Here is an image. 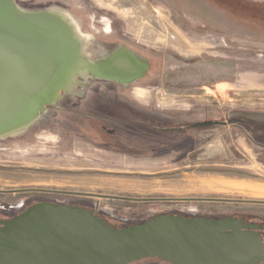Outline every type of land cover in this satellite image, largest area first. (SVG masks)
Segmentation results:
<instances>
[{"label":"rangeland","instance_id":"rangeland-1","mask_svg":"<svg viewBox=\"0 0 264 264\" xmlns=\"http://www.w3.org/2000/svg\"><path fill=\"white\" fill-rule=\"evenodd\" d=\"M14 1L29 12H68L81 27L84 45L91 43L90 54L126 47L148 62L147 79L134 91L81 80L74 93L78 85L85 86L71 102L116 95L171 120L264 119V1ZM70 108L74 112L66 116L50 108L41 125L0 139V221L43 202L100 212L117 229L169 214L264 216V205L249 204L264 202V167L252 151L240 154L247 143L238 142L234 126L229 131V126L217 127L214 137L234 144L210 145L208 128H203L180 137L174 150L133 155L103 150L87 140L92 134L85 119L73 116L78 110ZM139 127L134 122L132 129ZM128 139L152 146L141 136ZM132 264L171 263L150 258Z\"/></svg>","mask_w":264,"mask_h":264},{"label":"water","instance_id":"water-1","mask_svg":"<svg viewBox=\"0 0 264 264\" xmlns=\"http://www.w3.org/2000/svg\"><path fill=\"white\" fill-rule=\"evenodd\" d=\"M63 13L29 12L14 0H0V139L41 125L50 108L75 96L63 85L74 60L85 56L79 50L87 51L91 43L77 38L74 22ZM98 52V60L90 59L103 75L89 70L85 85L135 82L149 70L148 62L126 47L106 58ZM253 228L258 227L232 219L169 214L117 229L91 210L43 202L0 221V264H132L150 258L171 264H261L264 242L249 231Z\"/></svg>","mask_w":264,"mask_h":264},{"label":"flooded vegetation","instance_id":"flooded-vegetation-1","mask_svg":"<svg viewBox=\"0 0 264 264\" xmlns=\"http://www.w3.org/2000/svg\"><path fill=\"white\" fill-rule=\"evenodd\" d=\"M88 50L89 49H87V51ZM89 52H92L94 60H98V51L90 50ZM114 52L115 50L109 53L100 51V53H104L106 55L101 58H106ZM147 74L148 72L143 78L129 83L124 81H103L113 84L114 88L118 87L120 88V92L124 93L129 89L130 91L132 89L134 91L135 85L144 83V78L147 79ZM80 88L82 87H77L78 91L73 95H78ZM70 99V97H65L58 103H63L64 107L57 106L55 109L57 110V113L64 115L66 113L71 114L74 111L70 107L77 109L78 114H73V116L78 115L84 118L86 131L92 134V137L87 140L93 142L94 144H98V146L102 147L101 149L111 152H142L143 156H146V153L144 152L147 151H149V153L165 152V150L168 151L179 146L181 142L180 137L189 136L191 130L207 128H198L195 126L196 123L189 121L171 120L174 118L172 116L160 118L159 116L153 114V112H149L150 110H146L134 103L131 99H125L116 95L112 97L104 95H97L93 97L85 96L79 100L78 104L76 102H71ZM106 121L110 124L107 125ZM256 121L257 120L246 116H240L238 118L228 120L230 123L229 125L234 126L237 133L244 137L247 145L250 146L255 153H258L257 148L264 150V122L257 123ZM134 122L135 124H140V127L132 129ZM224 122L225 121L221 123ZM93 133H95L94 138ZM133 136H141L145 138L146 141L151 143L149 145L152 146L145 148L144 145L139 144L136 140L134 142L130 141L128 138H133ZM167 143V146L162 147ZM133 155H135V153ZM257 160L264 164V159L260 156L257 157ZM249 204L264 205V202L250 201ZM211 216L212 217L210 218L214 220H236L243 227L256 226L258 228H253L249 231L256 233L262 242H264V216L260 214L232 216L226 213H221L213 214Z\"/></svg>","mask_w":264,"mask_h":264},{"label":"bare ground","instance_id":"bare-ground-1","mask_svg":"<svg viewBox=\"0 0 264 264\" xmlns=\"http://www.w3.org/2000/svg\"><path fill=\"white\" fill-rule=\"evenodd\" d=\"M64 13L62 14L63 16L69 18V20L72 23L74 22V24H75L74 26H76L75 29H76V32H77V38L80 39L81 41H83V38H82L83 36H82V33H81V27H79L77 22L74 21V18L68 12H64ZM79 52H81L85 56L82 57V58L80 56H78L77 59L74 60L73 65H72V67L70 69L68 78H67L66 82L63 85V89L66 92H68V93H70L72 95L75 92L76 85L78 83L80 84V81H79L80 78L79 77L83 78V81H86V78L89 77V70H92L93 72H95L97 77L100 76V78H101V76L103 75L101 67H99L96 64L92 63V60L90 59L91 58L90 56H92V55L90 53L86 52L85 48L83 49V47H82L79 50Z\"/></svg>","mask_w":264,"mask_h":264},{"label":"crops","instance_id":"crops-1","mask_svg":"<svg viewBox=\"0 0 264 264\" xmlns=\"http://www.w3.org/2000/svg\"><path fill=\"white\" fill-rule=\"evenodd\" d=\"M157 116H159L160 118H166V117H169V116H166V115H164V114H158ZM259 116H257V117H254L253 119L254 120H257V121H260V122H264V119L263 118H258ZM214 122H219V121H214ZM226 122H224V123H221L220 122V124H218V126L217 125H213V126H208L207 128H208V143L210 144V145H212L213 146V143H214V145H215V143H218V142H222V143H224V140H225V142L227 143V142H232V144H234V142H233V140L232 139H230V138H228V139H222V141H220V140H218V139H214V137H215V132H217V131H219L220 129H218L217 127H219V126H229L228 128H226L228 131H229V128H230V125L229 124H225ZM236 137H237V140H238V142L241 140L242 142H246L245 141V139H244V137L243 136H241V134L239 135L238 133H237V131H236V133L234 134ZM188 138V137H187ZM209 144H208V147H209ZM199 145V144H198ZM200 146V145H199ZM217 146H218V144H217ZM248 145L246 144H244L243 145V147H242V149H243V151H244V154H242V151H241V155H243V157H246V154L245 153H249L250 151H252V155L254 156V158H256L257 159V157L258 156H260L261 158H263L264 159V150L263 149H259V148H257V152L258 153H255L253 150H252V148L250 147V146H248ZM211 147V146H210ZM177 148V147H176ZM176 148H174V149H176ZM173 149V150H174ZM239 150V149H238ZM237 150H235V152L234 153H236V155H238L237 154V152H236ZM249 155V154H248ZM148 158V157H147ZM256 162L257 163H259L262 167H264V164L263 163H261V162H259L258 160H256Z\"/></svg>","mask_w":264,"mask_h":264},{"label":"trees","instance_id":"trees-1","mask_svg":"<svg viewBox=\"0 0 264 264\" xmlns=\"http://www.w3.org/2000/svg\"><path fill=\"white\" fill-rule=\"evenodd\" d=\"M191 124H193V123H191ZM190 124V125H191ZM193 127V126H192ZM195 127V126H194ZM90 128V127H89ZM127 153H129V154H134V153H139V154H143L142 152H131V151H129V152H127ZM98 215H100L101 217H102V215H101V213L100 212H98L97 213ZM106 220V219H105ZM146 221H149V220H146ZM146 221H144V222H146ZM121 227H123V226H121ZM156 259H158V258H156Z\"/></svg>","mask_w":264,"mask_h":264}]
</instances>
